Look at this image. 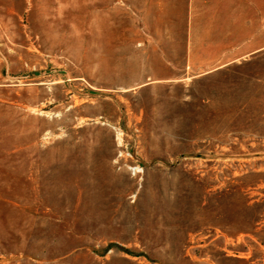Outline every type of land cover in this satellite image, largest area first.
<instances>
[{
  "label": "rangeland",
  "instance_id": "obj_1",
  "mask_svg": "<svg viewBox=\"0 0 264 264\" xmlns=\"http://www.w3.org/2000/svg\"><path fill=\"white\" fill-rule=\"evenodd\" d=\"M264 0H0V264H264Z\"/></svg>",
  "mask_w": 264,
  "mask_h": 264
},
{
  "label": "crops",
  "instance_id": "obj_2",
  "mask_svg": "<svg viewBox=\"0 0 264 264\" xmlns=\"http://www.w3.org/2000/svg\"><path fill=\"white\" fill-rule=\"evenodd\" d=\"M252 47H256V48H254L252 51H254V52H256V51H258V50H261V49H263L264 48V42L263 43H259V44H254L253 45V43H252Z\"/></svg>",
  "mask_w": 264,
  "mask_h": 264
}]
</instances>
